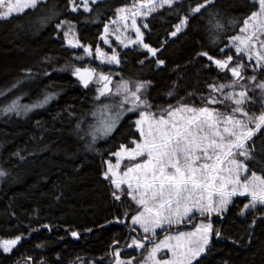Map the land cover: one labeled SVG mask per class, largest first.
<instances>
[{
  "label": "trees",
  "instance_id": "obj_1",
  "mask_svg": "<svg viewBox=\"0 0 264 264\" xmlns=\"http://www.w3.org/2000/svg\"><path fill=\"white\" fill-rule=\"evenodd\" d=\"M140 1L98 0L90 13L80 9L77 14L68 10L67 0H44L35 10L0 20V90L23 79L25 69L30 68L33 74L31 79L23 80L0 96V107L16 97H20L21 104L30 105L42 101L46 94H53L47 103L27 113L0 111V169L6 173L0 176V238L24 236L11 253L0 250V264H20L28 256L35 261L43 258L47 264H81L82 261L98 264L101 259L103 264H109L110 251L117 246L122 249L123 258L134 257L135 264L142 262L146 249L140 252L126 249L131 243L127 223L115 219H123L122 214L129 209L135 212L137 206L126 196L114 202L109 182L101 176L106 167L104 162L114 159L110 153L118 151L122 144L131 147L130 141L138 138L131 123L136 117L126 115L112 133L96 140L93 149L85 147L90 138L79 139L74 129L81 117L84 126L103 119L99 109L96 116L92 115L97 86L90 83L85 87L72 74L74 67L85 66L87 62L75 59L74 50L66 44L62 32L55 29L61 20L73 21L82 44L92 49L103 47L100 34L104 24L117 17L116 9ZM183 2L187 5L189 0ZM251 2L212 0L208 8L190 19L184 34L175 38L167 33L177 23L176 19L162 9L150 13L145 18L148 24L144 30L145 42L160 48L161 42L166 41L157 57L165 60V65L159 68L151 57L142 66L138 63L145 59L146 51L121 47L120 66L89 65L98 73H113V87L121 76L132 81H151L146 94L153 105L175 104L184 97L185 103L204 106L199 96L208 94L207 84L213 83L214 78L222 83L232 77L214 64L209 66L207 58L197 57V53L208 51L211 56L223 58L218 49L228 43L229 37L240 34L244 18L254 10ZM52 11L60 14L52 16ZM210 12L218 13L224 25L215 44L209 37ZM48 16H52L51 20L42 24L41 18ZM227 54L236 59L234 48ZM242 59L249 63L246 55ZM245 74L252 75L251 68ZM256 76L257 82L264 80V72L257 71ZM174 82L176 95L170 98L167 92ZM192 92L196 95L189 99L186 94ZM249 96L252 102L245 105L246 110L258 116L264 111V97L259 91L249 92ZM107 102L104 98L99 101ZM219 111L228 109L220 107ZM254 143L259 150L264 145V135L258 134ZM257 160L264 158L258 156ZM253 170L264 175L259 167ZM248 199L235 197L223 214L219 217L213 214V221L217 225L223 223L225 234L239 243L213 237L211 250L200 264H264V217L257 215L264 212V207L246 210L241 215L240 210ZM72 231L79 235L71 236ZM114 240L118 244L114 245Z\"/></svg>",
  "mask_w": 264,
  "mask_h": 264
},
{
  "label": "snow or ice",
  "instance_id": "obj_2",
  "mask_svg": "<svg viewBox=\"0 0 264 264\" xmlns=\"http://www.w3.org/2000/svg\"><path fill=\"white\" fill-rule=\"evenodd\" d=\"M43 2L44 0H0V20L23 14L25 10H35ZM97 2L98 0H91L90 4L89 0H79V3L67 0V6L71 13L78 14L81 8L90 13L92 5ZM211 3L212 0H189L187 5L183 0H141L140 3L133 4L132 8H117L118 19L104 24L101 39L108 45L111 43L109 36L113 35L115 41L125 47L140 45L146 50V56L138 63L142 66L151 57L159 68L165 65V60L157 57L166 41L161 42L160 48L145 42L141 27L147 30L148 24L137 26L136 17H148L158 9L164 10L177 21L167 33L175 38L178 34H184L190 19L199 15ZM251 8L254 10L244 18L241 34L229 37L228 43L218 49V54L223 58L211 56L208 51L197 53V57L207 58L209 66L214 64L222 72L231 73L232 77L230 81L222 83H217L214 78L213 83L207 84L208 94L199 96L204 106L185 103L184 97L175 104L153 105L146 94L151 81H132L121 76L113 87V73L101 71L97 74L95 69L73 68L72 74L85 87L93 80L99 85L92 115L96 116L99 109L103 119L84 126V118L81 117L74 129L79 139L90 138L85 144L87 149H93L98 138L112 133L121 118L128 114L136 117L131 123L135 125L138 138L130 141L131 147L122 144L118 151L110 153L115 158V164L111 159L105 161L106 167L101 176L109 182L114 202L122 201L126 196L137 206L135 212L129 209L122 214L123 219H115L121 224L127 223L131 243L126 245V249L140 250L150 245L142 264H200V260L211 250L213 237L233 240L225 234L227 229L223 223L217 225L213 221V214L217 217L223 214L233 197L250 198L241 208V215L246 210L255 211L258 206L264 207V175H258L253 170L259 167L260 172L264 173V161L257 160L258 156L264 158V145L257 150L254 143L258 134L264 135V111L258 116L250 115L245 107L252 102L249 92L259 91L264 97V80L257 82L256 76L257 71L264 72V0H252ZM59 14L52 11V16ZM52 16L43 17L40 22L47 23ZM218 16V13H209V37L213 44L218 42V33L224 28ZM129 19L131 25L126 23ZM121 22H124L125 29L131 27L135 30V39L122 37L119 29H110V24ZM55 29L62 32L68 46L83 49L84 56L75 59L83 60L85 56H93L92 47L81 44L73 21L61 20L55 24ZM232 48L235 49L236 59L232 54L225 55ZM244 55L249 63L243 61ZM95 57L108 64L121 63L115 49L108 55L96 46ZM249 68L253 73L250 76L245 74ZM32 75L30 68L25 69L23 79L0 90V96L9 93L23 80L31 79ZM175 89L174 82L167 96L174 98ZM52 95L46 94L42 101L30 105L21 104L20 97H16L0 107V111L15 112L16 115L27 113L32 108L47 103ZM186 95L191 99L196 93ZM101 98L108 102L99 103ZM220 107H225L228 111L221 112ZM125 158L128 164L121 171ZM4 175L5 171L0 169V176ZM197 213L201 219L195 224L194 230L185 232L177 227L175 234H172L173 226L192 223ZM257 215L264 217V212ZM255 222L254 216L252 223ZM137 229L141 231L138 232ZM158 230L168 232L159 243L156 242ZM78 235L76 231L71 232L73 237ZM22 239L23 234L0 238V250L11 253ZM248 240H252L251 233L248 234ZM233 243L239 241L233 240ZM113 244L118 242L114 240ZM109 247L112 248L111 245ZM162 249H167L171 255L166 259H158L157 253ZM20 264H47V261L43 258L35 261L28 256ZM81 264L88 262L82 261ZM98 264H103V259ZM109 264H135V258H123L122 249L117 246L110 251Z\"/></svg>",
  "mask_w": 264,
  "mask_h": 264
},
{
  "label": "rangeland",
  "instance_id": "obj_3",
  "mask_svg": "<svg viewBox=\"0 0 264 264\" xmlns=\"http://www.w3.org/2000/svg\"><path fill=\"white\" fill-rule=\"evenodd\" d=\"M77 3H79V0H76ZM89 2H91V0H89ZM141 2V1H140ZM138 2V3H140ZM128 8H132V6H129ZM82 9V8H81ZM26 11V10H25ZM19 15V14H17ZM145 18L146 17H141V16H137L136 17V22H137V26H141L142 24L145 23ZM118 19V15L116 18L112 19V20H117ZM128 25H131V19H129L127 22H126ZM123 24L124 22H121L120 24H110L109 27L110 29H119L122 37H129V38H132V39H135V30L131 27H128L127 29H125L123 27ZM144 28L141 27V31L144 32ZM241 34V32H240ZM239 34V35H240ZM109 40L111 41L110 44L108 45H105L104 43V46L103 47H100L104 52H106L108 55H111V51L112 49H115L116 52L118 53V49L121 47V48H135V49H138V50H143V51H146L144 49H142V47L140 45H136V46H133V45H128L127 47H125L124 45H120L119 44V41H115V37L113 35H110L109 36ZM66 42V41H65ZM125 43H127V41H125ZM67 44V43H66ZM82 44V43H81ZM84 45V44H83ZM72 48V47H71ZM75 52V56L78 57V56H84V53H83V49L82 48H78V49H74L72 48ZM119 54V53H118ZM82 61H86L87 63L85 64V66H80L81 68H90V69H94V66H91L89 65L90 63L92 64H100V65H103V66H107V67H117V66H120L119 65H116V64H108L106 61H102L100 59H97L95 57V49H93V56L89 57V56H85L84 59ZM98 74V72H96ZM90 83H94L95 86H99L95 80L93 81H90ZM117 127V125H116ZM139 162V161H137ZM112 163L115 164V158L112 160ZM128 164V160L127 158L124 159V161L122 162V165H121V171L124 170V166ZM235 198V197H233ZM232 198V199H233ZM250 199V198H249ZM201 219V217L199 216V213L196 214V217H194L193 219V222L192 223H185V224H181L179 226H173V229L171 230L172 234L174 235L175 232H176V229L177 227L179 228L180 231H185V232H188V231H192L194 230V227H195V224ZM164 231H159L158 230V234L162 233ZM168 232L166 231L165 234H161L160 236H157L156 237V242L159 243L160 240H162L164 238L165 235H167ZM150 247V245H146V247L144 249H146V253H145V256L147 255V251H148V248ZM144 249H140V250H137V251H143ZM129 250H135V249H129ZM171 253L168 252L167 249H162L159 253H157V258L158 259H166L168 256H170ZM144 256V258H145ZM144 258L142 259V261L144 260ZM139 264H142V262H140Z\"/></svg>",
  "mask_w": 264,
  "mask_h": 264
}]
</instances>
